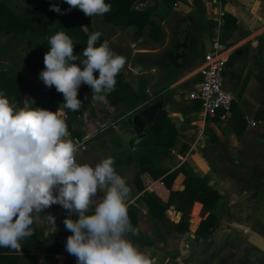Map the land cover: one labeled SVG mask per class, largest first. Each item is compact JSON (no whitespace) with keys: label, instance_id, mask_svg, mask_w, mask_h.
<instances>
[{"label":"crops","instance_id":"obj_1","mask_svg":"<svg viewBox=\"0 0 264 264\" xmlns=\"http://www.w3.org/2000/svg\"><path fill=\"white\" fill-rule=\"evenodd\" d=\"M203 2L206 5V18L211 21L215 22L219 11H224L226 15L237 19L235 27L231 21H225L223 31V42L228 48L224 89L240 105L246 120V128L241 138L238 139L233 126L227 120L229 113L223 117L224 112L220 111L221 113L219 112L216 117L205 123L204 135L198 138L195 126L198 109L191 110L195 109L198 103L191 102L187 98L189 90L199 81L198 68L171 85V89L174 90L181 87L180 92L173 91L166 98L170 107L169 115L179 125V137L175 149L165 164L174 170L187 163L198 176L210 178V183L215 184L223 197L219 211L227 210V217L222 219L221 224L208 240L196 241L195 234L191 230L185 234L169 232L164 227L162 230H158L157 224L148 218L146 204L139 202L142 192L138 191L135 185V167L124 166L115 169L125 179L129 188L127 207L135 205L140 211L139 230L154 243L153 246L139 249L150 255L154 264H241L236 262V258L241 255L242 250H245V254L248 253L249 249H245V240L250 249L254 251L251 256H255L256 251H260L263 256L261 251L264 250V247H257L253 241H264V236L256 235L251 229L252 226H263L261 219L254 218L253 215L256 202L264 189V72L262 69L264 0H228L225 4L219 0H203ZM136 8L139 10L150 9L156 18L159 15H164L166 21L172 17L169 27L174 34L173 37L177 38L181 45H185L188 51L194 50L192 23L197 20L200 12L196 1L179 0L175 7H170L164 0H142L136 4ZM71 9L77 10L74 7ZM100 18L102 20V16ZM181 21L187 22L183 26V30L178 27ZM165 23L164 29L166 30ZM99 25L101 26L95 28L105 36L109 48L120 54L126 44L121 40L116 41L114 36L108 39L107 36L110 35L111 28L103 24ZM183 33H186L185 39L182 37ZM168 36L167 32V38ZM144 40V38H140L138 43H143ZM115 43H119L120 46L116 47ZM203 44L205 52L210 46V31L203 30ZM127 45H130L132 51L129 61L124 63L126 73L131 76L130 78L139 79L140 76L130 70L133 55L138 51H154V47L136 48L132 42H128ZM139 60H153V58H140ZM127 78L130 80L129 77ZM151 85H148L147 91ZM105 99L103 101H106ZM28 102L29 97H26L27 105ZM90 104L88 109L83 110L85 124L83 128L81 127L82 138H71L69 133L68 135L69 138L78 141L84 149L83 157L81 154L78 156L79 161L93 165L102 157H112L115 153H112L109 130L118 129V126L122 129H129L134 125L122 127L118 125V122L111 121L119 114V111L109 103L110 109H108L111 111L113 108L111 111L113 113H104L105 124L99 129L93 123V117L99 118V113L96 112L97 114L94 116L92 109L94 102L91 101ZM183 110H187L184 115L182 114ZM59 115L65 120L66 109L62 110ZM252 123L256 125L252 126ZM98 132L104 135V141L99 146L96 144ZM196 141L198 142L197 148L192 149ZM113 143L117 150V144L120 143L117 141ZM103 148L106 151L105 154L101 150ZM183 180L184 175L180 174L174 188L182 191L184 189ZM147 190L153 191V185H150ZM159 193L163 200L168 198L167 190L160 188ZM101 196L102 193L98 191L96 198ZM194 205H198L202 211L200 203L196 202ZM48 214L55 217V229H52L46 222ZM166 214L168 219L175 223L180 221L182 216L181 212L175 210H167ZM62 221L63 216L59 205L49 206L40 214L39 220L34 221L32 225L33 238L21 239L20 252L0 248V257L16 256L17 258L10 261V264H63L67 258L76 261V258L71 257L65 248L54 255H49L44 251L45 245L38 246L39 243L48 240L46 244L55 241L64 247L67 235L63 231H59ZM49 232L52 233L49 234ZM41 234L44 236L42 237Z\"/></svg>","mask_w":264,"mask_h":264},{"label":"clouds","instance_id":"obj_2","mask_svg":"<svg viewBox=\"0 0 264 264\" xmlns=\"http://www.w3.org/2000/svg\"><path fill=\"white\" fill-rule=\"evenodd\" d=\"M63 2L69 6L64 11L74 7L93 19L111 9L106 0ZM49 9L64 14L58 4L50 3ZM101 35L93 31L79 54L73 53L64 31L48 37L38 79L62 93L64 109L81 108V84L90 86L91 101H103L114 88L125 58L107 42L95 46ZM61 111L27 103L17 107L0 91V248L20 252V241L32 236L34 221L57 204L67 210L63 225L71 234L64 248L76 264H154L127 238L136 234L127 212L129 188L115 171L113 158L104 156L93 165L80 162L79 142L69 138ZM46 222L55 229L53 215Z\"/></svg>","mask_w":264,"mask_h":264},{"label":"trees","instance_id":"obj_3","mask_svg":"<svg viewBox=\"0 0 264 264\" xmlns=\"http://www.w3.org/2000/svg\"><path fill=\"white\" fill-rule=\"evenodd\" d=\"M142 0H106L111 4V9L102 15V24L124 30L128 27L135 28L136 36H141L145 29L149 30L150 42L156 46H162L167 40V32L164 26L152 18L153 11L150 9L139 10L136 4ZM170 7H175L179 0H164ZM225 4L228 0H219ZM58 4L64 14L56 13L49 9V4ZM69 6L63 0H0V56H7L14 52L17 44H23L26 55L15 60L10 57L11 63L4 65L0 60V91L10 100L15 101L17 107L25 104V98L29 97L28 107H41L50 111L63 108V95L53 87H46L38 79L39 72L44 68L43 55L47 51V39L57 31H64L74 45L73 53L79 54L86 47L88 36L95 31L90 16H85L79 9L67 10ZM231 21L233 27L237 19L225 14V21ZM187 24V22H186ZM189 24V23H188ZM215 22L206 18L203 26L204 31H211ZM183 39L186 33L182 35ZM106 39L101 35L96 41L98 46ZM188 62L194 58V51L184 49ZM82 58V57H81ZM264 72V60L262 62ZM94 77L98 73L93 74ZM116 84L106 95V100L119 111V115L111 121L118 122L122 127H132L133 117L157 103L162 99L160 92L149 94L147 91V78L140 77L134 85L127 80L126 68L122 66L116 75ZM77 98L81 100V108L77 111L66 109L65 122L71 138L81 139L83 134L79 122V116L84 109L89 107L91 98L90 86L81 84L78 89ZM166 104L169 105L168 100ZM199 103L195 109H199ZM187 110H183L184 115ZM221 113V112H220ZM170 110L161 108L154 119L146 122L142 133H138L137 139L122 146L117 144L118 152L112 158L114 169L124 166L136 168L135 185L142 192L139 202H144L148 208V218L157 224L158 230L167 228L169 232L185 234L194 230L196 241L208 240L211 234L220 225V209L222 195L215 184L210 183V178L198 176L192 168L184 163L177 169L171 170L165 162L169 159L175 149L179 137V125L170 117ZM227 120L233 126L238 139L241 138L246 128V120L240 105L233 101ZM186 148V147H185ZM183 174L184 189L179 191L174 188L177 177ZM153 185V192L147 188ZM168 192V198L163 200L159 189ZM198 202L202 205L204 215H200V207L194 208L193 224H190V212L193 205ZM170 207L181 212L182 216L177 223L170 221L166 214ZM63 219L67 210L59 206ZM128 217L136 234H127L133 244L138 248L153 246L154 243L145 236L138 228L139 209L135 205L127 207ZM75 218V217H73ZM67 236L70 231L66 230L63 221L59 226ZM43 237L44 235L41 234ZM33 234L28 239H32ZM48 240L39 243L44 246L45 253L54 255L64 249L57 242L46 244ZM71 257H74L70 254ZM150 256V255H149ZM151 257V256H150ZM17 257H0V264H10ZM152 258V257H151ZM66 263L76 264V261L66 260ZM247 264V263H241Z\"/></svg>","mask_w":264,"mask_h":264},{"label":"water","instance_id":"obj_4","mask_svg":"<svg viewBox=\"0 0 264 264\" xmlns=\"http://www.w3.org/2000/svg\"><path fill=\"white\" fill-rule=\"evenodd\" d=\"M196 1L200 12L197 20L192 23L193 41H194V58L188 62H184L186 58L185 51H180L181 44L169 27V22L172 20L170 17L166 23L165 28L169 34L166 45L159 51H138L133 55L130 70L134 71L140 77L147 78V87L149 94L160 92L162 99L145 109L142 114L135 115L131 121L134 127L142 133L146 127L144 118L148 121L154 119L155 115L161 108L170 109L166 104V98L169 93L181 91V87L176 90L171 89V85L184 77L190 71L198 68L204 59V44H203V26L206 20V5L203 0H189ZM186 21H181L178 25L180 30ZM183 32V31H182ZM187 49V48H186ZM188 50V49H187ZM140 58H153V60H139ZM254 245L259 248L264 247V241L254 240Z\"/></svg>","mask_w":264,"mask_h":264},{"label":"rangeland","instance_id":"obj_5","mask_svg":"<svg viewBox=\"0 0 264 264\" xmlns=\"http://www.w3.org/2000/svg\"><path fill=\"white\" fill-rule=\"evenodd\" d=\"M154 16L155 15L152 13V18L155 21L160 22L164 26V23L166 21V17L164 15H159V16H157V18ZM90 19H91V22H92V25H93V28L95 29V31L98 30L95 27H99V26H101L99 24H102V22L100 20L101 19L100 16H96L94 19L90 17ZM108 28H111V30H109L110 35L107 36L108 39H111L110 37L114 36L116 41L121 40L126 45L128 44V42H132V44H134L136 46V48L154 47V51H159V50L163 49L164 46L166 45V43H165L162 46L155 47L154 44L150 42L148 29H145L141 36H136V34H135L136 30L134 27H128L124 30H120V29L114 28V27H108ZM129 28H132V29H129ZM133 28H134V30H133ZM103 37L105 38V36H103ZM140 38L145 39L143 43H138ZM5 41L6 40L4 38H0L1 43H5ZM113 45H114V43H113ZM126 45H124L125 47H123L122 51L120 52V54L123 55V57L125 58V63H127L129 61L130 56H131V51H132V49L130 48V45L129 46L128 45L126 46ZM115 46L119 47L120 44L115 43ZM191 49H193V46H191ZM25 55H26V51L24 50L23 44H17L14 52L9 53L7 56L6 55L0 56V60H1L2 64L8 65L11 63L10 57L13 56V57H15V60L20 61V59H22ZM123 66L125 67V65H123ZM127 77L130 78L131 76L129 74H127ZM137 80H138V78H136V79L130 78L129 81H131V83H133L135 85ZM93 102H94V105H92V109L94 112V116H96L97 113H99V116H100L99 118L93 117V123L95 124V126L97 128L100 129V127H102L105 124V118H104L105 114L104 113H106V112L113 113L111 111H113L114 106L110 105L113 107L112 110L110 111L109 110L110 109L109 102L107 100L106 101H93ZM90 103H91V98L89 99V106H91ZM61 109L65 110L64 108H61ZM116 113H118V112L116 111ZM79 122H80L81 127L83 128L84 124H85V117H84L83 113H82V115L79 116ZM117 128L118 129L114 128L113 130L108 131L109 139L111 140L112 148H113L112 153L118 152L114 148V143H113L114 141H117L120 143V145L125 146V145H128L130 141L137 139V135L139 133V131L135 127L129 128V129H122L121 127L118 126ZM103 136L104 135H101V133L98 132L97 141H96L97 146H99L104 141ZM101 150L103 151V154H105V152H106V151H104L105 149L103 148ZM83 151H84V149L81 147V145H79L77 148V156H79V154H81V156L83 157V155H82ZM78 159H79V157H78ZM136 171L137 170L135 168V173H136ZM132 173H133V171H132ZM171 208L172 207H170L169 210H174ZM194 208H195V205H193L191 212H190V224L191 225L193 224V220H194ZM217 213L220 215V224H221L222 219H225L227 217V210H222L221 212L218 211ZM199 214L204 215L203 210L202 211L200 210ZM253 217L254 218H260L262 223H263V226L262 227L252 226L251 231L253 233H256V235L264 236V189L260 193L258 201L256 202ZM191 231L194 232V230H191ZM245 244H246L245 249H247V250L249 249V251L247 254H245V250H242L241 255H239V257L236 258V262L237 263H243L244 262L247 264H263L264 250L261 251L263 256L260 254V251H256L255 256H251L253 250L250 249V246L246 243V240H245ZM66 260H68V258L65 259L63 264H67ZM70 260L75 261L74 259H70ZM69 264H71V263H69Z\"/></svg>","mask_w":264,"mask_h":264},{"label":"built area","instance_id":"obj_6","mask_svg":"<svg viewBox=\"0 0 264 264\" xmlns=\"http://www.w3.org/2000/svg\"><path fill=\"white\" fill-rule=\"evenodd\" d=\"M225 26L224 11L218 12L215 26L210 31V46L204 52L202 64L198 67V83L189 90L187 98L199 103L197 121L195 123L198 138L204 135L205 123L224 112L223 117L230 111L234 97L224 89L225 71L228 62V48L223 42ZM255 126V123L251 124ZM198 142L192 149L197 148ZM150 192H153L152 190Z\"/></svg>","mask_w":264,"mask_h":264},{"label":"flooded vegetation","instance_id":"obj_7","mask_svg":"<svg viewBox=\"0 0 264 264\" xmlns=\"http://www.w3.org/2000/svg\"><path fill=\"white\" fill-rule=\"evenodd\" d=\"M184 49H186V47H185V45L182 44L180 51H183Z\"/></svg>","mask_w":264,"mask_h":264}]
</instances>
